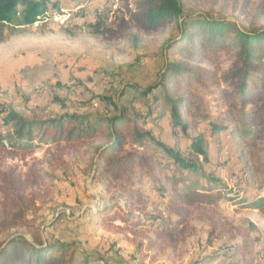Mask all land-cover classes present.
<instances>
[{"label":"rangeland","instance_id":"obj_1","mask_svg":"<svg viewBox=\"0 0 264 264\" xmlns=\"http://www.w3.org/2000/svg\"><path fill=\"white\" fill-rule=\"evenodd\" d=\"M124 1L52 0L44 20L8 28L0 44V113L12 110L39 120L84 116L89 131L100 133L116 114V105L137 117L142 131L183 158L189 156V141L201 134L209 160H198L205 175L221 184L226 198L214 208L193 211L171 241L150 248L148 240L157 241L151 228L132 232L119 220L111 221V214L97 212L95 205L100 207V200L109 195L91 181L89 143L57 148L35 132L31 154L23 161H5V168L30 181L27 192L34 194L35 211L28 214V226L39 230L44 240L70 244L76 264H84L86 258V264H204L212 257L221 261L238 249L247 250L240 264H264V215L244 206L264 196V100L247 107L234 122L225 121L219 91L226 87L221 75L229 62L222 55L212 68L219 88H193L202 103L201 117L185 118V133L173 127L163 101L153 102L138 91L157 80L165 44L177 30L171 26L146 35L130 24L121 25ZM183 12L227 18L244 30L264 28V0H190ZM255 53L264 65V44ZM1 124L0 131L12 142L10 127ZM143 145L150 167L142 183L166 192L174 181L181 182L178 190L193 187L214 195L220 189L200 173L169 164V157L153 143ZM142 191L150 194L146 214L162 212L164 201L149 189ZM223 222L234 231L227 227L224 236L210 235Z\"/></svg>","mask_w":264,"mask_h":264},{"label":"trees","instance_id":"obj_2","mask_svg":"<svg viewBox=\"0 0 264 264\" xmlns=\"http://www.w3.org/2000/svg\"><path fill=\"white\" fill-rule=\"evenodd\" d=\"M189 1L125 0L120 19L121 25L130 24L146 35L157 34L171 26L177 30V36L165 44L163 66L157 80L138 92L141 97L150 95L153 102L161 99L169 111L172 126L184 133L188 130L185 118L201 117L203 111L194 86L219 88L217 73L212 68L222 55L229 62L226 72L221 75L226 87L219 91L225 121L234 122L247 107L264 100V65L255 55L256 48L264 44V28L244 30L227 18H214L199 12L184 14ZM49 3L52 4V0H0V44L8 28L33 26L44 20ZM115 109L116 114L106 120L105 129L100 133L89 131L84 116L63 115L39 120L25 119L12 110L1 111V125L10 127L13 140L7 141L0 131V264H76L70 244L51 243L42 238L39 230L28 226V214L35 211L34 194L27 192L30 181L14 169L5 168L6 160L23 161L31 154L35 132L47 136L57 148H61V144L64 148H77L89 143L93 150L91 181L109 195L107 200H100V207L95 205L97 212L111 214V221L119 220L132 232L138 228H151L157 241L148 240L150 248H161L171 241L193 211L214 208L225 200L221 184L205 175L198 160V157L202 158V163L209 160L203 135L198 134L189 141V156L183 158L154 139L148 131H142L137 117L116 105ZM251 114L257 115L255 111ZM214 128L222 131V127ZM147 142L166 154L169 164L185 172L200 173L209 182L219 184L220 189L214 195L193 187L178 190L181 182L174 181L166 192L160 187L149 186L148 182L142 183L150 167L142 152L143 144ZM128 147L139 149H126ZM142 188L151 190L164 201L162 212L155 216L146 214L150 194L145 195ZM104 201L106 203L102 205ZM244 206L264 215V196ZM227 227L234 231L223 222L214 226L215 231L210 235L224 236L228 233ZM246 251L238 249L221 261L212 257L204 264H240ZM111 260L109 258V262Z\"/></svg>","mask_w":264,"mask_h":264}]
</instances>
